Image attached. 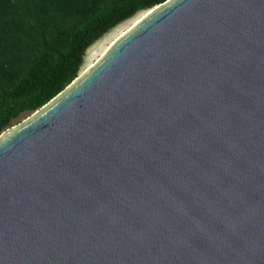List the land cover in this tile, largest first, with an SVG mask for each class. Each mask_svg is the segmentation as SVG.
Masks as SVG:
<instances>
[{
  "label": "water",
  "instance_id": "obj_1",
  "mask_svg": "<svg viewBox=\"0 0 264 264\" xmlns=\"http://www.w3.org/2000/svg\"><path fill=\"white\" fill-rule=\"evenodd\" d=\"M0 264H264V0H167L3 130Z\"/></svg>",
  "mask_w": 264,
  "mask_h": 264
},
{
  "label": "trees",
  "instance_id": "obj_2",
  "mask_svg": "<svg viewBox=\"0 0 264 264\" xmlns=\"http://www.w3.org/2000/svg\"><path fill=\"white\" fill-rule=\"evenodd\" d=\"M167 0H0V133L78 75L85 51Z\"/></svg>",
  "mask_w": 264,
  "mask_h": 264
},
{
  "label": "rangeland",
  "instance_id": "obj_3",
  "mask_svg": "<svg viewBox=\"0 0 264 264\" xmlns=\"http://www.w3.org/2000/svg\"><path fill=\"white\" fill-rule=\"evenodd\" d=\"M149 11V10H148ZM147 13L141 12L132 17L131 19L124 21L103 35L100 39L94 42L86 51L83 58V64L76 77L82 75L91 65H93L108 49V47L125 31L129 30L137 21H139L143 15ZM35 112V111H34ZM34 112L23 113L11 122L8 128H13L25 122L29 119ZM6 128V129H8Z\"/></svg>",
  "mask_w": 264,
  "mask_h": 264
}]
</instances>
